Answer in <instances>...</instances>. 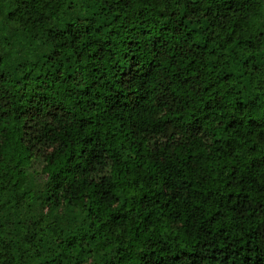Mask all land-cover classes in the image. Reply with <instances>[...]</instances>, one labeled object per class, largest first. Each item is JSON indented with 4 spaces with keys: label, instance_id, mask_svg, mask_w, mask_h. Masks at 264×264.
<instances>
[{
    "label": "trees",
    "instance_id": "trees-1",
    "mask_svg": "<svg viewBox=\"0 0 264 264\" xmlns=\"http://www.w3.org/2000/svg\"><path fill=\"white\" fill-rule=\"evenodd\" d=\"M0 264H264V0H0Z\"/></svg>",
    "mask_w": 264,
    "mask_h": 264
}]
</instances>
